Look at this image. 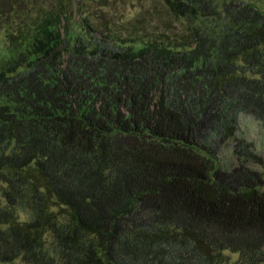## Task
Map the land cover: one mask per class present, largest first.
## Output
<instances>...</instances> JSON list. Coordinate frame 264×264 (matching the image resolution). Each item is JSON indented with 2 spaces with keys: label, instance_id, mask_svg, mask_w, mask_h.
Instances as JSON below:
<instances>
[{
  "label": "trees",
  "instance_id": "16d2710c",
  "mask_svg": "<svg viewBox=\"0 0 264 264\" xmlns=\"http://www.w3.org/2000/svg\"><path fill=\"white\" fill-rule=\"evenodd\" d=\"M71 2L0 0V264H264L263 157L237 136L264 117V13L165 0L185 31L127 35Z\"/></svg>",
  "mask_w": 264,
  "mask_h": 264
},
{
  "label": "rangeland",
  "instance_id": "374dc122",
  "mask_svg": "<svg viewBox=\"0 0 264 264\" xmlns=\"http://www.w3.org/2000/svg\"><path fill=\"white\" fill-rule=\"evenodd\" d=\"M25 1L27 7L33 11L32 13H36L39 7L48 6L60 0ZM71 1L73 10L81 6V12L89 16L97 27H100L103 31L118 28L127 35L129 33H145V35H149L151 33L156 34L159 31L166 32V34H180L185 31L186 25L190 22L186 18H182V21L176 19L166 6L165 0H84L82 3L79 0ZM217 1L220 2L221 0ZM245 1L259 8L264 13V0ZM69 5L70 3L67 4V6ZM35 6H38L37 9H35ZM200 19L199 17L196 21ZM11 20H18L16 14L7 22H11ZM10 30L9 26L5 24L0 27V60L13 53L8 42ZM237 136L245 137L247 141L254 143L255 151L263 157V162L262 164L251 163L250 165L264 175V117L257 118L252 114H240ZM219 158L224 163L235 162L232 152V141L222 150ZM16 214L20 220H27L31 216V211L29 208L20 206L16 209ZM226 253L230 255L232 260L238 256L237 253L232 254L228 251ZM10 264H23V262L21 258H18Z\"/></svg>",
  "mask_w": 264,
  "mask_h": 264
}]
</instances>
